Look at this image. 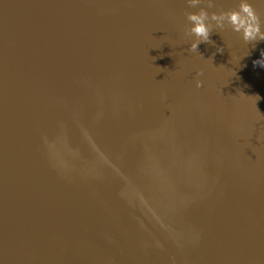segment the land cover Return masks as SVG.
Segmentation results:
<instances>
[{"label":"water","instance_id":"obj_1","mask_svg":"<svg viewBox=\"0 0 264 264\" xmlns=\"http://www.w3.org/2000/svg\"><path fill=\"white\" fill-rule=\"evenodd\" d=\"M244 2L264 30V0H0V264H195L155 139L208 204L198 256L264 264V40L186 31Z\"/></svg>","mask_w":264,"mask_h":264},{"label":"bare ground","instance_id":"obj_2","mask_svg":"<svg viewBox=\"0 0 264 264\" xmlns=\"http://www.w3.org/2000/svg\"><path fill=\"white\" fill-rule=\"evenodd\" d=\"M142 143L145 144L146 139H144ZM162 143L161 141L159 144L155 139L152 145L149 146L153 147V149L147 147L146 153L153 155L155 161L164 170L167 169L166 184L167 182L169 183L168 190L171 188V191L166 195L160 184L161 181L159 180L155 182L152 187H147L148 180L142 176L144 188L148 191V195L158 204L160 209L162 205L166 209L170 220H172L173 229L180 234V237H185V241L188 243L189 256L192 258L193 262L195 264H207L203 259V255L198 256L196 248L199 245L198 238L201 237V235H198V232L202 231V235L208 239L207 232L210 226L213 225V223H211L212 215L208 209V204H204L207 213V217H204L203 213L200 214L202 206L200 201L196 199L197 192L194 186L186 182L184 177L180 175V171L174 166L175 164L172 158L170 156H168L170 158H167L164 155L165 150H163V152L161 150ZM192 248L195 249V253L192 251Z\"/></svg>","mask_w":264,"mask_h":264},{"label":"clouds","instance_id":"obj_3","mask_svg":"<svg viewBox=\"0 0 264 264\" xmlns=\"http://www.w3.org/2000/svg\"><path fill=\"white\" fill-rule=\"evenodd\" d=\"M199 2L200 0H189L193 6ZM187 20L191 23L186 31L196 37L190 44V51H197L200 43L209 42V34L213 27L212 21H215L216 27L219 28H223L227 23L234 32L241 33L246 42L264 40V30L261 28L259 19L246 2L241 3L239 10L228 12L209 14L206 9L201 8L199 11L187 13ZM217 50L222 51L223 49ZM253 63L264 67V52L261 53V58L253 61ZM200 86H202V82L197 81V87ZM256 97L257 100L260 98L258 95Z\"/></svg>","mask_w":264,"mask_h":264}]
</instances>
